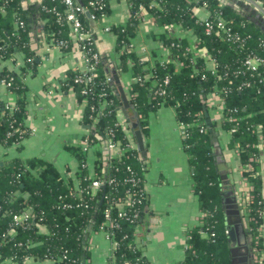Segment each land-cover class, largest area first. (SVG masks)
Wrapping results in <instances>:
<instances>
[{
	"label": "trees",
	"instance_id": "trees-1",
	"mask_svg": "<svg viewBox=\"0 0 264 264\" xmlns=\"http://www.w3.org/2000/svg\"><path fill=\"white\" fill-rule=\"evenodd\" d=\"M8 1L6 17L0 16V65L13 56L15 50L24 52L25 63L21 72L0 68V145L6 147L14 141L21 143L29 134L24 124L28 92L24 77L37 66L29 44V25L26 31L20 33V38L12 35L9 19H12L15 10H19L28 22L21 7L22 0ZM104 1L106 12H109L108 0ZM202 2L208 3L210 19L218 14L226 19L232 35L217 29L207 33L205 21L195 12ZM46 3L49 8L56 7L64 12L59 1L47 0ZM128 3L131 12L129 21L112 29L117 34L121 51L120 69L128 71L129 59L134 60L132 67L137 80L130 90V114L139 116L138 125L144 135L148 132L147 116L160 105L173 107L177 119L190 125L186 129L184 148L194 169V190L199 198L202 223L189 232L186 255L180 264H232L223 208L224 186L205 115L208 112L210 118L213 117L211 111L215 106L211 104L212 95L224 102L220 119L212 118L214 127L219 137L220 131L230 133L228 148L237 149L243 176L252 184L244 215L248 220V235L262 256L264 238L259 228L264 225V159L260 158L261 144H264V67L261 65L253 70L247 60L251 57L264 59V20L242 8L221 6L219 0H201L199 3L188 0H128ZM141 8L153 15L156 23L163 28L176 25L193 30L199 40V48L210 53L212 65L205 57L196 56L189 49L188 38H179V35L169 37L165 29L158 35V40L169 50L172 59H155L141 64L136 50H129L134 45L141 21L137 16ZM40 11L42 18L47 19L46 34L53 42L67 39L69 47L62 49L71 50L76 41L69 24L58 23L55 11L41 8ZM82 20L91 31L93 26L88 17L84 16ZM175 60L182 61V67L178 68ZM79 75V72H71L66 84L76 90L80 102H85L83 122L91 128L83 139L100 146L96 150L93 171L87 162L89 153L83 152V142L67 147L79 162L77 171L69 179L52 162L39 158L26 163L14 157L8 165L0 166V264L9 260L22 264L27 259L50 261V264H87L92 256L90 236L85 238L89 226L92 224L93 232L98 231L106 220L107 205L118 198L125 200L127 191L135 189L144 191L137 203L141 213L136 222L117 219L120 208L118 204L114 206L113 217L120 223V228L114 232L119 246L115 249L113 264H149L135 242L136 226L144 215L147 200L144 158L137 148L130 150L128 157L113 160L102 150V145L110 138L124 146L130 142L118 119L122 98L114 83L108 80L104 60L98 65L93 85L86 81L76 82ZM166 78L168 83H165ZM3 84L18 97L12 109H7L2 99ZM161 87L166 90L165 95H159ZM84 88L90 89L89 95L82 93ZM202 128L206 131L202 132ZM84 163L87 165L83 166ZM133 173L142 178L141 185L133 187L131 182L125 181ZM95 178L105 183V189L94 196L84 194L82 199L75 195L77 191L89 188ZM112 178L116 183L109 184ZM105 195H109L110 202L103 197ZM66 204H71V207H66ZM25 210H32L35 219L15 223L14 214Z\"/></svg>",
	"mask_w": 264,
	"mask_h": 264
},
{
	"label": "crops",
	"instance_id": "crops-1",
	"mask_svg": "<svg viewBox=\"0 0 264 264\" xmlns=\"http://www.w3.org/2000/svg\"><path fill=\"white\" fill-rule=\"evenodd\" d=\"M46 2L47 0H22L21 2L22 10L28 19L29 44L37 62L35 70L30 71L24 77L28 85L27 116L24 124L29 130V134L21 144L15 147L0 145V166L8 165L14 157H19L26 163L30 159L39 158L52 162L64 175H68L70 178L77 171L79 162L67 147L76 145L78 141L82 140L89 128L83 122L85 102L78 100L76 90L68 87L66 81L71 72L83 71L85 63L76 38L74 47L65 51L54 45L53 39H50L46 34L48 33L47 19L42 18L40 11L42 4H47ZM108 3L109 12L107 15L96 23L91 22L92 33L96 48L104 60L107 73L113 77L112 82L117 92L121 96L114 79L115 73H118L120 83L129 101L132 84L137 80L132 67L134 60L131 63L130 60L128 61V71L120 69L121 51L117 34L114 30L106 31V27L126 25L131 15L130 5L128 0H108ZM195 12L201 19L208 17V12L204 9L198 8ZM258 17L264 20L259 13ZM7 19L9 18L7 17ZM9 20H11L10 25L14 31L16 27L14 15ZM164 29L156 23L150 14L143 15L132 46V49L136 50L141 64L145 65L155 59L164 61L170 57L169 50L163 46L161 40H158V35L164 32ZM175 35H179V38L186 37L179 30ZM186 38L189 39V37ZM190 40L195 41L193 37ZM194 51L197 55L205 57L208 64L212 65L206 49H195ZM24 63V52L15 50L14 55L5 60L0 68L6 67L9 70L21 72ZM1 96L6 104L16 105L17 95L4 84L1 86ZM219 101L217 96L211 98V104L215 106V109L211 111L212 118L215 120H219L221 117L218 108ZM121 107L118 114L119 122L128 139L140 151L145 162L144 189L147 200L144 215L136 226L135 242L149 264H180L186 255L189 232L202 223V213L198 195L194 190V169L190 164V156L184 148V137L176 112L171 106L160 105L157 110L147 116V135L141 131L146 148V152L142 153L135 130L129 125ZM128 113L130 117L136 119L138 124L139 116H132L130 107ZM137 129H140L139 125ZM220 134L219 140L223 153L234 185L238 189L236 195L241 201L239 203L242 206V229H245L248 226V220L244 215V196L250 188L244 179L242 166L238 163L235 151L228 148L229 135L221 131ZM98 148H100L99 144L88 155L91 172L97 159L96 150ZM102 150L109 156V150L105 143L102 145ZM241 184H244V187ZM241 189H243V202ZM202 235L206 237L207 233ZM246 235H240L241 249L237 252L242 258L245 254L244 246L248 241ZM262 235L264 238V225ZM89 250L92 256L87 264L114 263L115 249L104 232L95 231L90 235ZM262 255L264 264V244ZM5 264L16 263L9 260ZM22 264H50V262L27 259Z\"/></svg>",
	"mask_w": 264,
	"mask_h": 264
},
{
	"label": "built area",
	"instance_id": "built-area-1",
	"mask_svg": "<svg viewBox=\"0 0 264 264\" xmlns=\"http://www.w3.org/2000/svg\"><path fill=\"white\" fill-rule=\"evenodd\" d=\"M54 1H59L63 7H64V12L57 10L56 7L49 8L47 4H42L41 9L44 11H55L56 16H57V22L58 23H68L70 30L74 37L76 38L77 45L82 53V59L85 63V68L83 71H80V75L76 78V82L82 83L84 81L94 84L95 83V77L97 76L98 73V65L102 61V56L99 53V51L96 48L94 37L92 30L90 31L84 26L83 23V17L87 16L88 19L96 23L100 19L104 18L107 15L106 12V2L104 0H85L86 2H83L84 0H54ZM189 2L194 1L199 3L201 0H188ZM245 5H249L253 7L254 9H257L258 13L262 15V18L264 19V0H242ZM9 1L8 0H0V16H5L7 15ZM224 4L221 3V6ZM208 3L207 2H202L200 5H197L196 9H204L208 12V17L203 19L205 21V26H206V31L207 33H211L214 29L217 30H222V31H227L231 34L230 29L227 27V21L226 19L218 14L214 19H210L209 15V9ZM195 9V10H196ZM88 12L90 13V16H88ZM145 14H150L148 13L144 8H141V11L137 14L139 18L142 19L143 15ZM14 24H15V30L12 32V35L20 38V33L23 31H26L28 27V22L26 19L23 18L21 12L19 10H15L14 13ZM151 15V14H150ZM153 18L154 16L151 15ZM155 19V18H154ZM165 30L172 35L168 33L169 37L174 36L176 32L179 30L181 33H184L186 37H189V40L193 37L194 42L190 40V46L189 49H191L196 56H201L197 55L196 52L194 51L195 49H200L199 48V40L193 33V30H185L182 27H178L176 25H168L164 27ZM112 27L108 26L106 27V31H112ZM235 37V36H234ZM236 39H240L239 36L235 37ZM1 41V37H0ZM54 45L61 47V48H68L69 47V41L67 39H59L56 42H53ZM129 50H132V45L129 47ZM209 53V52H208ZM210 55V53H209ZM203 57V56H201ZM168 59H172L170 56ZM166 59V60H168ZM130 63L132 62V59H129ZM175 64L177 65L178 68L182 67L183 63L180 60H175ZM247 64L253 69L256 70L259 66L264 67V59H261L259 57H251L247 60ZM109 81L112 82L113 77L109 76L108 78ZM169 79H165V83H168ZM113 83V82H112ZM8 85H10L8 83ZM82 93L84 95H89L90 89L89 88H84L82 90ZM159 95H165L166 90L161 87V89L158 90ZM102 95H106L103 93ZM214 97V95H212ZM212 98V97H211ZM219 104L218 108L220 112L222 113L223 105L224 102L219 98ZM7 109H12L14 106L6 104L5 105ZM100 114H102V110L100 111ZM179 126L182 132L183 137H186V129L190 125H186L183 122L179 121ZM259 127L258 129H260ZM202 132H205L206 129L202 128ZM230 134V133H228ZM108 135H111L110 132H108ZM260 138V143L262 142V135L261 133L259 134ZM130 140V139H129ZM83 142V152L84 153H90L91 150L95 148L97 143H90L88 139H83L78 141L76 145L81 144ZM106 145L107 150H109V159H123L129 156L128 152L132 149H135L134 143L130 140V142L127 145H121L120 143L114 142L111 138L104 142ZM21 144L20 141H14L10 147H15L17 145ZM2 146V145H1ZM236 156L238 158V151L237 149L235 150ZM260 158L264 159V144H261V149H260ZM89 157L87 158V162L89 164ZM87 164L84 163L83 166H86ZM107 166V165H106ZM79 167V166H78ZM107 169V167H106ZM128 170H130V166L127 167ZM243 174V173H242ZM66 179H69L68 175H65ZM244 179H246L244 177ZM125 181L131 182L133 184V187H136L138 185H141L142 183V178L139 175H135L133 173L131 176L129 175L128 178H126ZM116 183L115 179H110L109 184H114ZM246 183L250 190L246 195L244 196V205L247 206L248 204V199L251 197L250 191L252 190V184L246 180ZM104 182L100 179H92L90 183V187L87 188L86 190H79L76 192L75 195H77L80 199H82L83 195L86 194L88 196H94L96 195L99 191H102ZM144 191L140 189H135L134 191H127V195L125 200H121L122 198H118L116 201L111 202L110 204L107 205L105 209V222L102 223L100 226V229L98 231H102L105 233L107 239L112 243L113 248L116 249L119 246V241L114 238V232L118 228H120V223L118 222L117 219L124 218L131 223L136 222L139 217H140V210L137 209V203L140 202V197L143 196ZM104 198H107L108 201L110 202V197L109 195H105ZM115 204H118L119 206V211H118V218L113 217V210ZM79 205V204H78ZM66 207H71V204H66ZM130 208L132 209V214L130 212ZM36 215L32 212V210H25L20 214H14V222L15 223H23L27 222L31 219H35ZM263 227V226H262ZM263 229L260 230L262 232ZM255 259L257 264H263V260L260 254V250L258 248L255 249ZM50 262V261H47ZM51 263V262H50Z\"/></svg>",
	"mask_w": 264,
	"mask_h": 264
},
{
	"label": "water",
	"instance_id": "water-1",
	"mask_svg": "<svg viewBox=\"0 0 264 264\" xmlns=\"http://www.w3.org/2000/svg\"><path fill=\"white\" fill-rule=\"evenodd\" d=\"M224 5H228L231 7H234L236 9H244L248 12L253 13V15L258 17V11L257 9H254L253 7L249 5H245V3L242 0L236 1V0H219ZM264 11L263 9H261ZM90 16V13L87 14ZM261 20V19H260ZM264 22V21H262ZM114 79L118 85V89L120 91L122 100H123V106L121 107V110L123 111L129 125L135 130V135L137 138V142L139 145V149L142 153L146 152L145 148V141L144 137L142 135V132L140 129H137L138 124L135 118L130 117L128 113V108L130 107L129 101L127 100L125 91L120 83V79L118 76V73H115ZM151 96V94H149ZM206 122L209 127L210 131V137L214 146V155L216 159L217 168L221 175L222 184L224 186V205L223 208L225 210L226 215V228L228 232L229 237V247L232 257V264H252L253 262L249 260V250L247 244L244 246L246 257H244V261L242 260V257H239V254L237 253L240 248V235H246V231L248 230V227L245 229H242L243 225V219H242V206L240 205L236 191L237 187L234 185V180L232 179V175L230 174V169L227 165L225 155L223 153V149L219 140V133L217 129L214 127L213 121L209 116V113L206 112ZM87 128H91V125H86ZM103 189H105V186H103ZM104 197V196H103ZM103 198L100 201V206L102 205ZM93 232V226L92 224L88 228V233L86 234L85 238H88L91 233ZM248 240H251L250 238ZM85 262V260H84Z\"/></svg>",
	"mask_w": 264,
	"mask_h": 264
},
{
	"label": "flooded vegetation",
	"instance_id": "flooded-vegetation-1",
	"mask_svg": "<svg viewBox=\"0 0 264 264\" xmlns=\"http://www.w3.org/2000/svg\"><path fill=\"white\" fill-rule=\"evenodd\" d=\"M246 234H247L246 235L247 236V239H249V238L251 239L250 235H248V231H246ZM246 244H247L248 250H249V255H248L249 260H251L253 262L252 264H257L256 263V259H255V254H256L255 249L256 248H255L252 240L246 241ZM244 257H246V255H244ZM244 257L242 258L241 261H244Z\"/></svg>",
	"mask_w": 264,
	"mask_h": 264
},
{
	"label": "rangeland",
	"instance_id": "rangeland-1",
	"mask_svg": "<svg viewBox=\"0 0 264 264\" xmlns=\"http://www.w3.org/2000/svg\"><path fill=\"white\" fill-rule=\"evenodd\" d=\"M150 115H151V114H150ZM238 183H239V181H238ZM241 186L244 187V184H241ZM239 189H240V187H239ZM240 191H241V194H242V193H243V189H241ZM241 196H242V202H243V194H242ZM240 203H241V202H240ZM243 207H244V206H243ZM259 229L261 230V229H263V227H260ZM92 233H93V232H92ZM92 233H91V234H92Z\"/></svg>",
	"mask_w": 264,
	"mask_h": 264
}]
</instances>
